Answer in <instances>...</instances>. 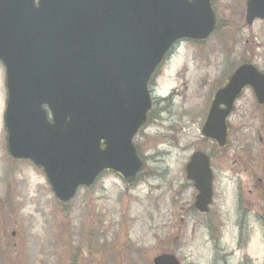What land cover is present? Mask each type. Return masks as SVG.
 <instances>
[{
  "label": "rangeland",
  "instance_id": "1",
  "mask_svg": "<svg viewBox=\"0 0 264 264\" xmlns=\"http://www.w3.org/2000/svg\"><path fill=\"white\" fill-rule=\"evenodd\" d=\"M213 6L215 31L200 42L183 39L151 78L150 116L134 137L144 172L134 184L103 173L66 205L41 168L9 155L0 63V264H151L162 252L181 264H264V199L249 194L253 168L264 166V105L247 87L228 117L226 146L217 150L201 134L213 94L232 71L244 61L264 71V22L246 25V0ZM195 149L213 153L214 197L205 215L191 209L194 189L185 175ZM240 194L255 236L238 248L230 226ZM219 232L220 240L210 238Z\"/></svg>",
  "mask_w": 264,
  "mask_h": 264
},
{
  "label": "water",
  "instance_id": "2",
  "mask_svg": "<svg viewBox=\"0 0 264 264\" xmlns=\"http://www.w3.org/2000/svg\"><path fill=\"white\" fill-rule=\"evenodd\" d=\"M256 19L264 20V0H247L246 23ZM215 25L211 0H0L10 155L42 167L63 202L104 169L132 181L144 166L132 138L151 107L150 76L175 41L205 39ZM245 86L264 103V72L250 63L214 94L202 134L220 146ZM186 172L206 212L209 156L195 151ZM153 264L180 263L161 254Z\"/></svg>",
  "mask_w": 264,
  "mask_h": 264
},
{
  "label": "flooded vegetation",
  "instance_id": "3",
  "mask_svg": "<svg viewBox=\"0 0 264 264\" xmlns=\"http://www.w3.org/2000/svg\"><path fill=\"white\" fill-rule=\"evenodd\" d=\"M228 131H229V128H228ZM260 153L263 154L264 151ZM253 171H254L253 179L255 180L254 191H250L249 194L253 196V202L258 201L260 204L262 198L264 199V194H263L264 185H262V182L264 181V166L261 164H258L256 167L253 168ZM262 173H263V177L260 175ZM190 185L192 186L191 183ZM195 195H196V191L194 190V197ZM245 199L247 200V197H245L244 194L243 195L240 194V196L238 195L235 196V199L233 202V207H234L233 221L230 227H231V233L233 235V239L235 240L238 248L247 247L249 242L255 236V229L249 224V212H246L244 211V209L241 208V203ZM249 206H251L250 203H248L247 207ZM191 207H192L191 209H193L194 212H197L193 204L191 205ZM256 217H257V220L259 221L258 214ZM261 232L264 238V225H262ZM223 234L224 233L219 232L218 236H214L210 238L220 240V237L223 236Z\"/></svg>",
  "mask_w": 264,
  "mask_h": 264
},
{
  "label": "trees",
  "instance_id": "4",
  "mask_svg": "<svg viewBox=\"0 0 264 264\" xmlns=\"http://www.w3.org/2000/svg\"><path fill=\"white\" fill-rule=\"evenodd\" d=\"M59 203H60V202H59ZM60 205H66V203H63V202H62V203H60Z\"/></svg>",
  "mask_w": 264,
  "mask_h": 264
}]
</instances>
